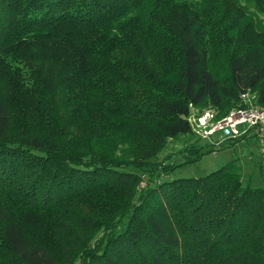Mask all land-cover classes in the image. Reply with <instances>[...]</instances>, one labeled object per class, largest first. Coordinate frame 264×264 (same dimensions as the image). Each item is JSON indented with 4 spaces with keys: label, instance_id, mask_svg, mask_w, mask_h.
Masks as SVG:
<instances>
[{
    "label": "trees",
    "instance_id": "1",
    "mask_svg": "<svg viewBox=\"0 0 264 264\" xmlns=\"http://www.w3.org/2000/svg\"><path fill=\"white\" fill-rule=\"evenodd\" d=\"M261 16L264 0H0V264H264V188L237 160L168 179L216 153L191 107L264 106ZM184 136L206 143L158 160Z\"/></svg>",
    "mask_w": 264,
    "mask_h": 264
},
{
    "label": "rangeland",
    "instance_id": "2",
    "mask_svg": "<svg viewBox=\"0 0 264 264\" xmlns=\"http://www.w3.org/2000/svg\"><path fill=\"white\" fill-rule=\"evenodd\" d=\"M260 18L264 22V16ZM207 110L210 108L203 110V112ZM205 143V141L197 140L193 136H184L175 141H170L167 149L159 156L158 160L168 163H181L187 159L185 155L189 153L188 150L192 145L196 144L199 147ZM215 150L216 153L207 154L196 163H189L178 168L168 179L205 177L224 165L237 160L243 170L244 182L251 181L253 187L264 188V174L261 171L262 161L257 139H245L234 146L228 140L222 146L216 147ZM206 151L207 149H205Z\"/></svg>",
    "mask_w": 264,
    "mask_h": 264
},
{
    "label": "built area",
    "instance_id": "3",
    "mask_svg": "<svg viewBox=\"0 0 264 264\" xmlns=\"http://www.w3.org/2000/svg\"><path fill=\"white\" fill-rule=\"evenodd\" d=\"M188 120L195 136L215 147L243 136L257 139L264 165V106L259 104L256 93L250 91L242 93L238 107L223 119H217V112L214 109L201 113L191 107Z\"/></svg>",
    "mask_w": 264,
    "mask_h": 264
}]
</instances>
